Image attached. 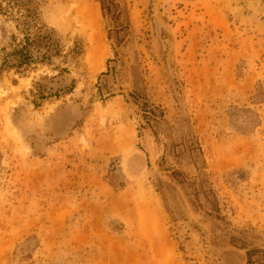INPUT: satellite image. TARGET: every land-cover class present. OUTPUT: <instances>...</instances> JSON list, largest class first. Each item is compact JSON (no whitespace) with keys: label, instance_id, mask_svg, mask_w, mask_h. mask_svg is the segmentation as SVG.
<instances>
[{"label":"rangeland","instance_id":"1","mask_svg":"<svg viewBox=\"0 0 264 264\" xmlns=\"http://www.w3.org/2000/svg\"><path fill=\"white\" fill-rule=\"evenodd\" d=\"M0 264H264V0H0Z\"/></svg>","mask_w":264,"mask_h":264},{"label":"trees","instance_id":"2","mask_svg":"<svg viewBox=\"0 0 264 264\" xmlns=\"http://www.w3.org/2000/svg\"><path fill=\"white\" fill-rule=\"evenodd\" d=\"M25 49L21 48L19 50H17V52H15V56H16V65L15 64H11V65H15L17 67H21L24 64H28V61L30 58H28V56L25 54ZM44 57V56H42ZM6 63V60L4 61Z\"/></svg>","mask_w":264,"mask_h":264},{"label":"bare ground","instance_id":"3","mask_svg":"<svg viewBox=\"0 0 264 264\" xmlns=\"http://www.w3.org/2000/svg\"><path fill=\"white\" fill-rule=\"evenodd\" d=\"M96 39V38H95Z\"/></svg>","mask_w":264,"mask_h":264}]
</instances>
